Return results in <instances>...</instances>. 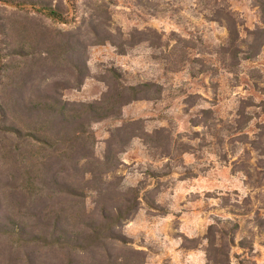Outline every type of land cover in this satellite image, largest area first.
I'll return each instance as SVG.
<instances>
[{
    "label": "rangeland",
    "instance_id": "rangeland-1",
    "mask_svg": "<svg viewBox=\"0 0 264 264\" xmlns=\"http://www.w3.org/2000/svg\"><path fill=\"white\" fill-rule=\"evenodd\" d=\"M62 6L70 23L56 24L31 7L21 11L0 3V25L15 39L17 28L25 26L37 53L47 50L44 33L77 44L62 55L63 65L40 63L33 89L58 92L65 102L88 103L112 87L116 71L123 84L151 82L163 92L157 101L122 108L123 121L133 124L135 134L148 135L121 146V164L106 177L119 192L136 189L140 194L136 213L118 230L128 245L111 246L112 254L136 264H216L207 257L210 227L229 233L238 225L234 245L221 248L229 258H217L220 264H264V190L246 186L235 164L244 147L235 142L237 135L223 131L241 100L264 102V46L252 48L256 40L248 36L264 27V0H64ZM226 12L246 41L241 49L247 53L240 58L248 60L230 55L228 31L218 21ZM73 62L82 68L76 74L70 69ZM262 108L250 110L258 116L246 131L250 135L264 120ZM206 110L212 112L209 128L194 126L193 120L203 122ZM26 123L19 110L13 126ZM121 124L108 120L92 126L96 158ZM156 131L163 141L148 143L158 138ZM1 137L0 222L6 231L0 227V264H60L59 250L33 237L38 224L31 217L51 204L49 193L30 200L21 191V174L1 159ZM86 202L92 209L93 198ZM21 223L22 236L6 235Z\"/></svg>",
    "mask_w": 264,
    "mask_h": 264
},
{
    "label": "trees",
    "instance_id": "trees-1",
    "mask_svg": "<svg viewBox=\"0 0 264 264\" xmlns=\"http://www.w3.org/2000/svg\"><path fill=\"white\" fill-rule=\"evenodd\" d=\"M54 1L0 0V3L21 11L31 7L32 11L56 24L70 23L62 6L64 0H57L58 5H54ZM220 15L218 21L224 23L228 31L231 57L237 61L250 59L247 56L240 58L247 53L241 49L246 41L240 38L235 18L230 12ZM0 29V37L4 39L0 42L1 159L10 170L21 174V191L30 200L41 199L49 193L47 200L52 201L45 203L39 208L38 215L31 217L38 224L34 239L43 241L50 249L59 250L60 264H136L128 257L114 256L111 246L128 245L118 230L136 213L140 194L136 189L119 192L117 184L107 181L106 177L121 164L118 155L124 150L120 147L148 135L146 132L135 134L133 124L123 121L122 108L139 101L161 99V87L151 82L123 84L121 76L113 71L112 87L99 100L88 103L62 101L58 92L33 89L32 78L42 73V62L63 65L62 55L75 51L77 44L44 33L47 50L37 53L25 26L17 28L19 39L12 38L5 25H0ZM248 36H254L256 40L252 48L264 46V27L248 32ZM56 50L61 54L58 55ZM80 67L78 62H73L70 69L76 74L82 69ZM254 89H260L259 84L256 83ZM261 107L264 114V102L258 105L252 97L241 100L235 119L223 128L226 133L237 135L235 142L244 147L235 164L252 191L264 190V120L256 123L252 135L246 131L258 117L250 110ZM19 110L29 120L21 128L12 124ZM203 113V122L193 120L194 126L209 128L212 112L206 110ZM108 120L122 124L112 134L101 158H96L95 136L91 129L94 124ZM160 133L154 132L158 138L147 140L148 143H161L164 137ZM13 136L20 142L12 143ZM89 196L93 198L92 209L86 202ZM245 202L250 206L249 198ZM6 221L9 225L15 224L12 219ZM0 227L6 231L1 222ZM9 229L11 232L6 235L22 236L25 232L23 223ZM238 229L235 225L228 233L226 228L210 227L208 261L214 258V263L220 264L222 261L217 258H229V253L221 248L226 244L234 245Z\"/></svg>",
    "mask_w": 264,
    "mask_h": 264
}]
</instances>
